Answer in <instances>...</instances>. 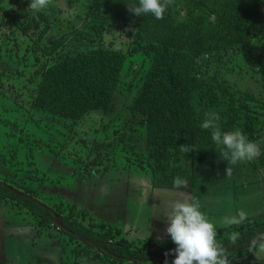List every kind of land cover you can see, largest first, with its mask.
Returning a JSON list of instances; mask_svg holds the SVG:
<instances>
[{
    "label": "trees",
    "instance_id": "1",
    "mask_svg": "<svg viewBox=\"0 0 264 264\" xmlns=\"http://www.w3.org/2000/svg\"><path fill=\"white\" fill-rule=\"evenodd\" d=\"M28 2L0 0V48L2 43H11L8 50L14 54L22 45L26 51L36 52L33 47L40 45L46 50L47 61L36 71L30 100L33 110L71 123L88 113L107 111L126 59L140 50L149 65L129 108L145 129L149 157L175 163L182 153L179 146H191L193 150L184 153L189 161L185 171L196 185L224 167L222 146L213 142L211 129L201 126L197 102L218 107L227 124L253 137L254 118L247 102L257 98L203 67L208 64L206 57L247 49L245 60L264 75V0H171L159 20L151 14L130 13L126 6L138 5V0H88L83 11L67 19L60 18V9L52 3L35 11ZM111 28L130 33L136 46L127 51L104 45ZM251 48L257 52L251 53ZM111 145L112 141H101L93 149ZM8 202L30 212L37 225L53 224L80 249L101 254L112 263L164 264L175 258L174 252L165 255L176 247L174 243L134 245L119 237V228L112 224L91 216L84 223V210L79 218L74 206L62 201L50 206L27 186L19 188L13 181L0 179V206ZM254 238H264V219L217 229L216 240L234 264H256L251 258L235 261ZM0 264H6L1 257Z\"/></svg>",
    "mask_w": 264,
    "mask_h": 264
},
{
    "label": "rangeland",
    "instance_id": "2",
    "mask_svg": "<svg viewBox=\"0 0 264 264\" xmlns=\"http://www.w3.org/2000/svg\"><path fill=\"white\" fill-rule=\"evenodd\" d=\"M87 2L51 0L65 19L83 11ZM103 42L127 51L136 46L131 34L121 28L108 29ZM10 44L2 43L0 48V179L13 181L19 188L27 186L50 206L57 201L74 206L79 218L84 210V223L90 216L105 221L119 227V237L139 246L173 243L165 232L168 222L163 213L186 193L199 202L217 229L227 227L221 223L223 217L239 211L247 214L245 220L264 219V75L245 60L247 49L206 57L203 70L217 72L234 89L257 98L247 102L254 118L253 137L243 133L257 143L261 154L236 165L225 160L222 169L196 185L185 171L189 161L183 152L175 163L148 155L145 129L129 108L149 65L140 50L126 59L108 110L88 113L71 123L30 108L36 71L47 61L46 50L40 45L33 47L36 52L26 51L22 45L14 54L8 50ZM253 52L257 49L251 48ZM195 107L202 123L207 113H217L221 131L239 130L220 117L218 107L200 102ZM101 141H112V145L95 151L94 143ZM227 165L232 171L225 176ZM177 177L188 181L187 189L173 187ZM0 257L6 264H132L126 260L112 263L101 254L80 249L53 224L37 225L30 212L10 202L0 206ZM250 258L264 264V251L257 248L254 255L248 248L235 261Z\"/></svg>",
    "mask_w": 264,
    "mask_h": 264
},
{
    "label": "clouds",
    "instance_id": "3",
    "mask_svg": "<svg viewBox=\"0 0 264 264\" xmlns=\"http://www.w3.org/2000/svg\"><path fill=\"white\" fill-rule=\"evenodd\" d=\"M51 0H29L28 7L35 11L46 9ZM171 0H138V5L126 6L128 11L136 16L151 14L156 19H163ZM202 123L204 129H211V138L218 146H222L221 155L228 164L252 161L260 156V148L254 141H250L240 130L221 131L219 115L207 113ZM183 153L193 150L191 146H179ZM232 169L225 168L224 175H230ZM173 187L177 190L187 189L188 181L179 177L173 180ZM163 215L167 218L166 234L175 244L172 252L175 258L172 264H230L228 255L222 245L217 242V226L201 210L199 202L186 193L183 199L175 200ZM159 217V216H158ZM247 214L239 211L237 215L222 218L223 226H231L243 222ZM149 236V232L147 237ZM146 237V238H147ZM233 234V239H235ZM160 239V237H157ZM249 252L255 255L259 248L264 251V238H254L249 242ZM164 264H168L165 260Z\"/></svg>",
    "mask_w": 264,
    "mask_h": 264
},
{
    "label": "water",
    "instance_id": "4",
    "mask_svg": "<svg viewBox=\"0 0 264 264\" xmlns=\"http://www.w3.org/2000/svg\"><path fill=\"white\" fill-rule=\"evenodd\" d=\"M56 221L59 223L58 219Z\"/></svg>",
    "mask_w": 264,
    "mask_h": 264
},
{
    "label": "crops",
    "instance_id": "5",
    "mask_svg": "<svg viewBox=\"0 0 264 264\" xmlns=\"http://www.w3.org/2000/svg\"><path fill=\"white\" fill-rule=\"evenodd\" d=\"M117 228H119V227H117Z\"/></svg>",
    "mask_w": 264,
    "mask_h": 264
}]
</instances>
